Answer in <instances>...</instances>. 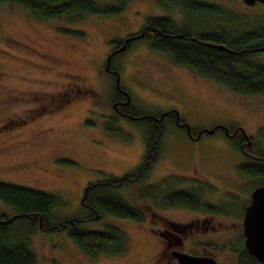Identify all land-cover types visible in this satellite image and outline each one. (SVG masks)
Segmentation results:
<instances>
[{
	"label": "rangeland",
	"instance_id": "1",
	"mask_svg": "<svg viewBox=\"0 0 264 264\" xmlns=\"http://www.w3.org/2000/svg\"><path fill=\"white\" fill-rule=\"evenodd\" d=\"M205 1L247 16V20L264 12L258 2L246 6L241 0ZM160 16L176 23L183 19L178 6L164 5L161 0H131L122 12L111 16L50 19L33 17L14 3H0V182L57 195L63 205L53 208L51 214L54 219H64L86 214L80 204L83 185L99 180L95 177L100 171L119 177L137 165L135 155L146 139L142 119L120 122L125 131L119 130L116 138L124 143L107 139L100 131L99 114L108 119L111 114L107 102L112 79L103 72V65L111 40L119 37L122 29H135L137 23ZM208 19L192 13L186 22L191 29H200ZM121 58L126 66L118 68L119 85L130 94L132 112L158 115L176 110L191 134L201 131L199 137L191 140L183 128L164 116L157 160L138 184L109 190L139 208L143 220L102 213L80 223L87 230H102L106 225L119 228L127 238L122 253L86 257L65 231H42L29 219L12 220L7 233L27 238L35 264H178L164 253L162 241L151 229L176 233L179 251L211 256L216 264H240L235 248L242 235L243 209L251 190L263 181L236 170L244 157L221 128L212 133L204 130L217 125L241 128L264 152V96L235 93L185 68L168 71L143 46ZM253 58L264 63V52ZM93 138L103 139L106 147H96L100 143ZM163 177L188 178L186 183L169 188L196 191L211 209L164 206L161 198L167 191L160 185L166 179ZM153 184L161 186L157 197H137L142 188ZM12 212L0 201V214ZM188 222L197 223V227L181 231V227H173Z\"/></svg>",
	"mask_w": 264,
	"mask_h": 264
},
{
	"label": "trees",
	"instance_id": "2",
	"mask_svg": "<svg viewBox=\"0 0 264 264\" xmlns=\"http://www.w3.org/2000/svg\"><path fill=\"white\" fill-rule=\"evenodd\" d=\"M127 1L129 0H116V5L100 4L96 0H0V3H14L27 9L33 17L50 19L61 15L111 16L122 12ZM161 3L178 6L185 20L192 13L203 17L209 16L218 22L226 20L228 24L241 18L238 14L227 9L223 10L205 0H161ZM146 24L155 31L150 38V47L166 54L172 62L181 64L193 74L210 79L235 93L264 96V64L253 60L250 54L242 51V48H250L252 43H264V12L251 22L244 33H235L236 30L233 29L234 33L225 36L212 34V32L216 33L217 29L211 34H196L185 24L178 25L169 17H150L146 20ZM70 32L80 35L77 32ZM256 33L261 35L260 38L256 37ZM218 45L224 49L217 47ZM132 121L138 122V120ZM160 127L163 128L162 123ZM232 140L238 144L242 140L240 132H237ZM258 147L256 143H252V148L248 151L255 156V159L239 164L236 170L244 176L264 182V152ZM147 170L148 165L139 169L138 178H127L134 174L133 171H129L121 177L106 176L100 178L99 183L90 184L80 202L87 210L82 216L54 219L55 216L51 214L52 209L63 205L57 195L11 183L0 182V201L13 210L9 216L17 215L12 220L29 219L33 226H37L40 219L39 229L42 231H65L72 243L86 257L93 258L99 253L118 254L122 253L127 245V238L119 228L106 225L102 230H87L81 228L80 223L96 219L102 213L142 221L143 214L139 208L131 206L109 190L138 184ZM187 181L188 178L181 177L161 180L160 185H163L167 191L161 198L162 204L166 207H181L188 210H198L201 207L203 210L211 209L199 200L196 191L169 188L172 184L181 185ZM160 188L161 186L155 184L149 185L146 189L142 188L137 193V197L139 199L157 197ZM7 217L0 214V220ZM11 221L0 222V264H35L36 257L27 243V238L11 236L7 233V224ZM239 241L235 248L237 261L240 264H260L244 250L242 235L239 236ZM205 246L208 247L210 244L206 243ZM213 246L224 248V245Z\"/></svg>",
	"mask_w": 264,
	"mask_h": 264
},
{
	"label": "flooded vegetation",
	"instance_id": "3",
	"mask_svg": "<svg viewBox=\"0 0 264 264\" xmlns=\"http://www.w3.org/2000/svg\"><path fill=\"white\" fill-rule=\"evenodd\" d=\"M129 1H131V0H129ZM129 1H127L126 3H128ZM246 6H251V5H246ZM207 18H210V19H208L207 22L205 23L206 27L205 28L201 27L200 29H191V27L189 26V24H187L184 17L182 20H180L179 23L178 22L176 23L174 20L173 21L178 25L179 24H185L188 28H190L192 31H194L196 34H199V35L211 34V32L213 30L215 32L216 31L215 29H217L216 33L212 32V34H215V35L222 34L225 36L228 33L229 34L234 33V31L232 32L233 29L236 30L235 33H244L246 31V28L251 24V22L256 20V18H255V20H247L249 17L241 16V18H239V21L237 18V20L235 22L228 24V21H226V20H222V21L218 22V21L212 19L215 22H211V17L208 16ZM224 27H225V29H224ZM153 33H155V31L147 26L146 21H144V23H142V22L137 23V26L135 29H122V34H120L119 37L112 39L110 42V45L108 46V52L106 54V57H107V55L111 54L108 69L105 68L106 58H105L104 65H103V72L107 73L112 79V90L110 92V97H109L108 102H107V105L109 106V109L111 110V114H109L110 119H108V117H105L106 116L105 114H102V113L99 114L100 117H102V121H101V125H100L101 130L100 129L99 130L101 131L103 136L106 137L107 139H110V140L112 139V140H116V141L120 142L116 137L120 134L119 130H122V131L124 130L121 128L120 122H123L122 120H130V121L136 120L137 121V120L142 119V122H145L144 126H146V128H144L146 139H144V142L141 146V149H139L136 153V155H139L140 159H136L138 156L136 157V155H135V160H137L138 163H137V165H135L133 167V169L130 170V171H133L134 174L131 176H128L127 178H138L139 169H141L142 167H145L146 165H148V167H149V165L151 163H153L157 160L158 150H157L156 146L158 144V139H159V137L163 131V128L160 127V124L162 123L164 116L167 115L177 126L183 128L185 133L188 135L186 126L185 125H179L183 122L181 120H179V118L176 121L175 113L172 111H170L169 113L164 115L160 120H158V117L161 113L158 115L157 114H154V115L145 114L144 115V114H140V113L133 115L131 113L132 110H131V106H130V94H129V92L127 91L126 88L119 85V80H118V87L115 85L116 78L119 76L118 68L120 67V65H124V67L126 66V62H123V60H121L122 55H125L130 51H136L139 47L142 48V46L146 50H149L150 52L154 53L159 58L158 63L160 65H162L165 69H168V71H173V69H177V68H180V69L185 68V69L189 70L187 67H185L181 64L172 62L166 56V54L162 53L161 51H157V50L153 49L152 47H150V38L153 36ZM256 34H257L256 37L260 38L261 35L258 33H256ZM188 39L193 40L189 37H188ZM204 42L209 43L208 41H204ZM242 51H244L247 54H250L252 56V59L255 60L253 57L256 54L264 52V43H262V44H253L252 43L250 48H245V49L242 48ZM114 60H115V62H114ZM116 61H121V62L119 63ZM255 61H257V60H255ZM260 63H262V62H260ZM204 79H206V78H204ZM208 80H210V79H208ZM169 110H171V109H169ZM113 122L118 124L117 127L115 125H114V127L112 125H110ZM142 127H143V125H142ZM190 131L191 130L189 128V132ZM221 131L224 132V130L222 128H221ZM237 132H240L238 130V128H235L232 131H230L228 129V134H226L225 132H224V134L229 139H232L233 136L235 134H237ZM197 134H198V131L197 132L195 131L194 134H191V132H190V136L188 135V137L191 140H195L199 137V136L197 137ZM240 135L242 137V140L238 144L234 143V145L240 151V153L243 155L244 160L239 161L237 166L241 163L247 162L250 159H255V156L251 152H249L250 149L252 148V142L250 143L249 146H246L245 145V138L243 137V134L241 132H240ZM248 139L250 140L249 137H248ZM101 140H103V139H101ZM101 140L93 138V142L96 141L97 143H100V145H97L96 147H99V148L100 147H102V148L106 147L105 143ZM120 143H124V142H120ZM125 173H127V172H125ZM125 173H123L122 175H124ZM99 175L100 176L95 177V178H105L106 176H112L109 174H105L101 171H100ZM121 176H119V177H121ZM163 178H168V177H163ZM97 183H99V180H96L95 182H89V183L86 182L83 185V187L86 188V191H87V188L90 186V184H97ZM261 184H264V182ZM84 188H83V190H84ZM82 193H83V191H82ZM113 217H116V216H113ZM116 218L117 219H126L123 217H116ZM178 226L181 227V229H180V231H181L184 227L189 228L191 226H194L196 228L197 223L188 222V223L179 224V225L176 223L173 224L174 228H176ZM151 231L155 234V236H158L157 232L162 233V237L161 236H158V237L160 238V240L163 243V246H164L163 249H164V253L166 255L171 257V255H170L171 250H179L177 245L180 242V239L176 233H174L168 229H161V230L151 229ZM215 264H216V262H215Z\"/></svg>",
	"mask_w": 264,
	"mask_h": 264
},
{
	"label": "water",
	"instance_id": "4",
	"mask_svg": "<svg viewBox=\"0 0 264 264\" xmlns=\"http://www.w3.org/2000/svg\"><path fill=\"white\" fill-rule=\"evenodd\" d=\"M242 2L246 5H253L254 3L258 2L264 6V0H242ZM217 47L224 49L221 45H218ZM110 56L111 54L107 55L106 57V69H108ZM115 85L118 87V77L116 78ZM170 111L175 113L177 121L178 114L176 110H168L162 112L159 115L158 120H160ZM179 125H185L188 135L190 136L189 126L185 123H181ZM217 127L222 128L224 132L228 134V129L222 125H217L211 129L204 131L207 133H212ZM238 130L243 134V137L245 138V145L249 146L251 141L248 139L247 135L241 128H238ZM200 133L201 131L198 132L197 137ZM85 193L86 188H84L83 190L80 202L82 201V197L85 195ZM16 216L17 215L13 214L3 220H0V222H9ZM96 217L97 216H94V218ZM37 226L38 228H41L40 219H38ZM241 231L243 236V248L246 253L252 256L258 263L264 264V184L255 186L249 194L248 203L243 209ZM157 235L162 237L161 232H157ZM170 255L178 264H215V260L211 256L207 255H191L179 250H171Z\"/></svg>",
	"mask_w": 264,
	"mask_h": 264
}]
</instances>
